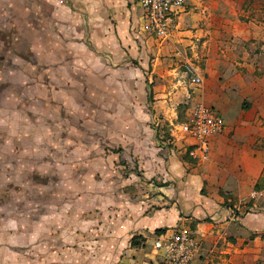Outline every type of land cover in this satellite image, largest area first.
<instances>
[{
    "label": "crops",
    "instance_id": "0c3cea01",
    "mask_svg": "<svg viewBox=\"0 0 264 264\" xmlns=\"http://www.w3.org/2000/svg\"><path fill=\"white\" fill-rule=\"evenodd\" d=\"M40 3L47 18L41 60L49 67L61 61L67 68L90 72L86 77L96 83L95 108L131 110L125 105L126 88L121 92L101 81L118 70L110 64L125 66L122 77L127 78L128 53L143 69L146 41H153L156 63L152 72L172 73L176 82L165 78V86H153L154 92L163 88L153 97L160 98L151 107L153 114L145 105L138 107L135 114L140 120L125 117L132 130L152 117L158 120L175 95L190 106L199 102L213 107L224 120L221 133L210 139L205 158L192 159L179 132H175V149L165 151L161 146L160 151H142L140 174L148 189L140 194L130 187L120 196L119 188L110 186L100 204L105 206L104 222L111 233H95L88 240V248L90 243H99L100 249L93 248V255L85 256L80 249L63 248L48 264H158L163 251L153 246L154 240L183 226L191 228L200 244L191 264H264V0H187L163 40L148 31L139 0ZM141 22L146 33L140 29ZM185 64L201 77L200 84L190 83ZM66 67L60 68L66 71ZM94 196L89 200L93 212L99 193ZM113 197L123 201L119 202L124 219L119 223L111 220L114 212H120ZM92 221L101 227L96 219H87ZM118 225L120 233H116ZM134 237L136 245H132ZM61 239L74 242L78 233H61ZM11 249L13 257L17 252Z\"/></svg>",
    "mask_w": 264,
    "mask_h": 264
},
{
    "label": "rangeland",
    "instance_id": "374dc122",
    "mask_svg": "<svg viewBox=\"0 0 264 264\" xmlns=\"http://www.w3.org/2000/svg\"><path fill=\"white\" fill-rule=\"evenodd\" d=\"M29 5L35 15L36 0H0V257H5L0 264H48L63 248L80 249L85 256H92L93 248L100 249V245L90 243L92 247L88 248L89 238L95 233H111L104 222L106 211L100 200L109 194L112 185L119 188L120 196L130 187L138 193L148 189L142 183L147 180L140 174V153L160 151L161 146L165 151L173 150L175 132L180 133L177 125L186 120L190 108V103L179 102L181 96L175 95L165 104L169 110L161 112L158 120L152 117L144 126L132 130L130 119L125 117L140 120V115L135 114L140 111L138 107L145 105L153 114L151 107L160 99L153 97L163 89L156 88L154 92L153 86H165V78L173 77L172 82H176L172 73L162 76L152 72L156 44L145 40L148 50L143 69L139 60L128 53L127 78L122 77L125 66L110 64L118 70H111L112 78L101 81L121 92L126 88L129 93L125 105L131 110H108L114 122L109 132L107 125L94 124V119L102 120L104 111L89 107V99L94 97V79L86 77L90 72L74 69L76 66L67 68V63L60 61L49 67L41 60L42 47L34 43L45 42L47 35L39 26L27 28ZM140 29L147 31L142 22ZM79 98L81 102L76 103ZM78 104L85 109L77 110ZM60 154L69 155L72 161L57 158ZM95 193H99V203L93 212L89 211V200L95 198ZM120 212H114L111 220H123ZM87 219H96L101 227ZM118 227L116 233L121 231ZM73 231L78 233V239L63 243L61 233ZM8 248L17 254L10 257Z\"/></svg>",
    "mask_w": 264,
    "mask_h": 264
},
{
    "label": "built area",
    "instance_id": "2783aa9c",
    "mask_svg": "<svg viewBox=\"0 0 264 264\" xmlns=\"http://www.w3.org/2000/svg\"><path fill=\"white\" fill-rule=\"evenodd\" d=\"M187 0H139L143 20L148 31L163 40L169 36L173 17L185 6ZM190 83L198 85L201 77L195 74L190 64L184 65ZM184 141L186 152L192 159L207 156L210 139L224 128L223 117L211 106L196 102L189 108L186 120L177 125ZM163 253L158 264H191L199 251V240L191 228L176 227L153 242Z\"/></svg>",
    "mask_w": 264,
    "mask_h": 264
},
{
    "label": "flooded vegetation",
    "instance_id": "af4514ba",
    "mask_svg": "<svg viewBox=\"0 0 264 264\" xmlns=\"http://www.w3.org/2000/svg\"><path fill=\"white\" fill-rule=\"evenodd\" d=\"M37 1V3H38V6H36L37 8L35 9V15H32L31 14V12L34 10L33 8H32V6H31V8H30V5H29V13H28V15H27V28H29V30H32L33 28V26H39V30H41V32H46L47 31V18H46V13H45V11L43 10V8L41 7V3H40V0H36ZM40 4V5H39ZM41 43L43 44V42H41V41H38V43L36 42V43H34L35 45H37V44H39V46H41ZM39 61V60H38ZM39 63H41V64H43L41 61H39ZM100 96L101 97H103L104 96V94L103 93H101L100 94ZM89 102H91L90 103V106L91 105H93V108H95L94 106V104H95V101H94V103L89 99ZM77 103V102H76ZM75 103V104H76ZM88 103V102H87ZM107 106H110L109 104H106ZM89 106V107H90ZM75 108L77 109V110H81V109H85V106H83V105H77V106H75ZM92 108V109H93ZM90 109V108H89ZM95 109H100V108H95ZM104 110L103 111V113H102V115H100V116H102L101 118H102V120H98L97 122H95V119H94V124L96 123V124H98V125H107V129H108V132L111 130V127L114 125V122H112V120H111V117H110V115L108 114V110L111 112V109H107V108H101V110ZM117 110H119V109H117ZM115 111V110H114ZM105 128V127H104ZM62 156V154H60L59 156H57V158L58 157H61ZM62 158H64V159H66L67 161H72L71 160V157L69 156V155H65V156H62ZM88 169H90V167H86V170H88ZM76 179H77V177H75ZM61 188H63V187H61ZM58 189V188H57ZM68 211H70L71 213H73V211H71V209H69Z\"/></svg>",
    "mask_w": 264,
    "mask_h": 264
},
{
    "label": "trees",
    "instance_id": "16d2710c",
    "mask_svg": "<svg viewBox=\"0 0 264 264\" xmlns=\"http://www.w3.org/2000/svg\"><path fill=\"white\" fill-rule=\"evenodd\" d=\"M151 98H149V100H150ZM137 244V242H136V237H134L133 239H132V245H136Z\"/></svg>",
    "mask_w": 264,
    "mask_h": 264
}]
</instances>
